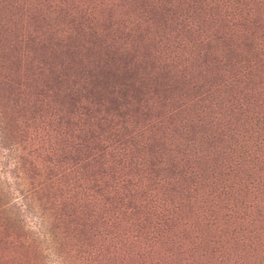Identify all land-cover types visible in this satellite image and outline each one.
Masks as SVG:
<instances>
[{"label": "rangeland", "instance_id": "374dc122", "mask_svg": "<svg viewBox=\"0 0 264 264\" xmlns=\"http://www.w3.org/2000/svg\"><path fill=\"white\" fill-rule=\"evenodd\" d=\"M0 264H264V0H0Z\"/></svg>", "mask_w": 264, "mask_h": 264}]
</instances>
